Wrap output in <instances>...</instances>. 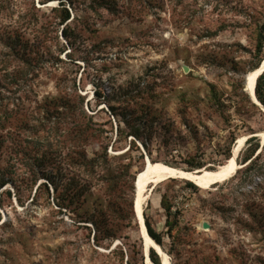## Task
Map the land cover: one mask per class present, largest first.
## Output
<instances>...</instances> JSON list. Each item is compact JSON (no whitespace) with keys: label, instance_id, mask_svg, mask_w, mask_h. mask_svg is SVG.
I'll use <instances>...</instances> for the list:
<instances>
[{"label":"rangeland","instance_id":"374dc122","mask_svg":"<svg viewBox=\"0 0 264 264\" xmlns=\"http://www.w3.org/2000/svg\"><path fill=\"white\" fill-rule=\"evenodd\" d=\"M260 29L264 0H0V264H147L134 214L145 157L214 171L242 139L227 180L148 185L143 219L170 264H264V151L241 171L247 140L256 154L263 142L246 87L264 62ZM59 96L101 132L80 142L61 120L45 133ZM123 121L142 142L119 136ZM82 150L99 156L92 171L72 160Z\"/></svg>","mask_w":264,"mask_h":264},{"label":"trees","instance_id":"16d2710c","mask_svg":"<svg viewBox=\"0 0 264 264\" xmlns=\"http://www.w3.org/2000/svg\"><path fill=\"white\" fill-rule=\"evenodd\" d=\"M102 7H104V6H99V8H102ZM69 18L70 17H69L68 11L64 9V17L62 19V22L68 21ZM67 31H68V29L66 27H64V29L62 30V35L65 39L68 40L69 37L67 35ZM263 45H264V30L260 29L258 34H257V41H256L257 53H261ZM258 67H259V64L255 67V69H257ZM253 91H254L256 100L259 102L260 105L264 106V73H262L256 79L255 87H254ZM71 99H72L71 96H69V97L59 96L55 100L53 99L49 102H46V107H49V109H47L45 117H46V121L49 122L48 124L49 125L52 124V126H50V127L48 126L49 129H48V131H45V133H47V134L50 133L49 135H52V134L54 135L57 133L56 126L55 127L53 126L54 124L56 125V122L61 121V120L68 121V122L71 121L74 124L73 125L74 128H76L75 130H76L77 141L79 140L80 142H84V140L87 136L92 138L96 132L97 133L101 132V130H100L99 125L94 122L93 115L85 112L81 108L79 103H78V105H79V112H78L77 106L72 105ZM114 114H116V113H114ZM113 116L117 117V115H113ZM122 116H123L122 120H124L125 115L122 114ZM127 123H128L127 121H123L125 128L124 129L119 128V131H118L119 136H123L124 134H126V136H133L135 139H134V141L130 142L132 144V146L135 145L136 142H142L143 141L142 135L139 134L138 131L134 132L132 130V128H127L126 127V126H128V125H126ZM126 129H128L127 133H126ZM41 132H44V130H41ZM247 143H249L250 147L247 149V153L243 157L242 165H244V166L241 168V171L244 173L252 172L256 168L259 167L258 161H259L260 153L262 152V150L264 151V145H263L260 149V152L258 154H256L257 151L259 150V144L257 141H255L254 137L248 139ZM72 160H73L75 165L77 164L78 167L84 168L87 171H90V170L92 171L93 168L98 163L99 156L94 155L92 158H89L87 153L82 150L81 152H77L76 157L72 158ZM104 163H105V161L102 163V166L100 167V169L103 170V172H109L108 176H109L110 180H115V177H116L115 174L117 172V169L115 167L112 168L109 166L108 167L104 166L103 165ZM239 172L240 171H238V173ZM4 184H5V181L2 178H0V187L4 186ZM186 186L193 189V190L197 189V187L194 184H192L191 182H188V181H186ZM80 196L81 195L76 192L70 197V200L74 201L76 199H79ZM169 210H171L170 207H169ZM168 217H170L169 211H167V218ZM144 225H145L147 234L150 236V238L153 240V242L156 244V246L160 250H162L159 247L161 245V240H162L161 234H159L153 230V228L151 227V225L149 224L147 219H145ZM149 259L152 262V264H160L159 260H158L159 257L153 250H149Z\"/></svg>","mask_w":264,"mask_h":264},{"label":"bare ground","instance_id":"6f19581e","mask_svg":"<svg viewBox=\"0 0 264 264\" xmlns=\"http://www.w3.org/2000/svg\"><path fill=\"white\" fill-rule=\"evenodd\" d=\"M262 71H264V64H262L258 69L250 72L246 77L247 92L251 96L253 101H255L256 103L257 101L255 100L253 89L255 87L256 79L260 74V72ZM262 136L264 141V134H262ZM244 142L245 140L242 139L237 145H235L232 152V156L228 160V162L225 165L218 167L214 171L200 170L196 172H184L171 167H160L154 169L152 168L149 161L148 163H145L144 169L139 173V175L136 177L135 180L136 183H135V198H134V209H135L134 214L137 218L141 236L143 238L144 252L146 254L144 255L147 258L146 259L147 264H152L148 258L149 249L154 250V252L157 253L160 262L162 264H170L166 254L156 246V244L147 234L144 225L143 206L149 195V192H147L148 185H157L169 179H181L191 182L197 187H203L204 185L211 182H222L224 180H227L239 168V166L236 163L237 161L236 157L239 154V151H241Z\"/></svg>","mask_w":264,"mask_h":264},{"label":"water","instance_id":"95a60500","mask_svg":"<svg viewBox=\"0 0 264 264\" xmlns=\"http://www.w3.org/2000/svg\"><path fill=\"white\" fill-rule=\"evenodd\" d=\"M262 64H264V62L262 63ZM186 71V70H185ZM262 73H264V71H262V72H260V74L258 75V76H260ZM258 78V77H257ZM244 91L246 92V87H245V89H244ZM256 100V99H255ZM253 101V100H252ZM257 101V100H256ZM256 106H258V107H260L261 105L259 104V102L257 101V103L258 104H256L255 102H253ZM260 105V106H259ZM263 144H264V141L262 142V144H261V146L260 147H262L263 146ZM148 158L147 157H145V162L146 163H148ZM236 172V171H235ZM134 213H135V209H134ZM203 228H206V225H204V227ZM157 254V253H156Z\"/></svg>","mask_w":264,"mask_h":264}]
</instances>
